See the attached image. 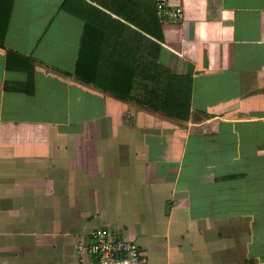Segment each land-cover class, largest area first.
<instances>
[{
    "label": "crops",
    "instance_id": "0c3cea01",
    "mask_svg": "<svg viewBox=\"0 0 264 264\" xmlns=\"http://www.w3.org/2000/svg\"><path fill=\"white\" fill-rule=\"evenodd\" d=\"M169 3L186 118L96 0H0V264H77L101 225L147 264H264V0Z\"/></svg>",
    "mask_w": 264,
    "mask_h": 264
},
{
    "label": "trees",
    "instance_id": "16d2710c",
    "mask_svg": "<svg viewBox=\"0 0 264 264\" xmlns=\"http://www.w3.org/2000/svg\"><path fill=\"white\" fill-rule=\"evenodd\" d=\"M96 2L114 13L118 18L112 17L110 13L103 8L93 5L92 7L97 12V15H103L105 19L100 17V20L109 21L110 25H115L114 29L119 30L124 28L128 38H134L135 35L141 37L142 45L139 47L144 53L145 60L143 61V73L151 82L148 88L149 96L153 95L164 106H155V109H162L172 116L186 118L189 108V95L187 94L185 113L178 115L177 110L183 99V77L173 76L169 73L168 68L157 63V50L161 47L160 41L163 40V34L158 22V14L155 7V0H96ZM10 2L8 3V7ZM75 14H78L74 12ZM113 22V23H112ZM120 25V26H118ZM127 38V56H131L135 52L136 45ZM139 44V43H138ZM138 48V47H137ZM153 53V54H152ZM153 58V59H152ZM130 63V62H129ZM134 68V65H129ZM153 73V74H152ZM181 82V86L179 83ZM148 85H146L147 87ZM171 101V105L166 107V102ZM144 102V101H143Z\"/></svg>",
    "mask_w": 264,
    "mask_h": 264
},
{
    "label": "built area",
    "instance_id": "2783aa9c",
    "mask_svg": "<svg viewBox=\"0 0 264 264\" xmlns=\"http://www.w3.org/2000/svg\"><path fill=\"white\" fill-rule=\"evenodd\" d=\"M161 21L176 23L182 9L169 0H155ZM78 264H147L146 254L139 244L110 226H97L86 234L77 246Z\"/></svg>",
    "mask_w": 264,
    "mask_h": 264
},
{
    "label": "rangeland",
    "instance_id": "374dc122",
    "mask_svg": "<svg viewBox=\"0 0 264 264\" xmlns=\"http://www.w3.org/2000/svg\"><path fill=\"white\" fill-rule=\"evenodd\" d=\"M77 264H78V261H77Z\"/></svg>",
    "mask_w": 264,
    "mask_h": 264
}]
</instances>
